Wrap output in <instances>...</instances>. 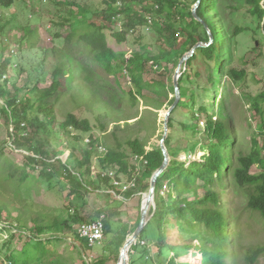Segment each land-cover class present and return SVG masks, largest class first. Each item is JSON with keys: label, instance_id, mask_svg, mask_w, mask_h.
Wrapping results in <instances>:
<instances>
[{"label": "rangeland", "instance_id": "obj_1", "mask_svg": "<svg viewBox=\"0 0 264 264\" xmlns=\"http://www.w3.org/2000/svg\"><path fill=\"white\" fill-rule=\"evenodd\" d=\"M107 1L109 0H14L9 8L0 6V67L3 64L2 75L6 76L4 82H0V91L3 90L10 99L17 94L16 103L20 105L26 104L27 99L34 102L37 99V91L51 85L55 70L63 69L66 77H59L60 94L53 110L54 121L44 137L47 140L46 146L49 153L59 154L57 160H61L62 164H66L72 172L83 176V180L91 184L92 191L85 194L83 202H80L83 203L80 214L84 223L95 219L103 212L104 221L108 224L103 240L91 247L75 236L80 224L73 225L69 232L67 230L38 232L39 227L44 228L54 222L70 220L73 214L70 202L76 200V196L70 197V184L65 177L54 176L45 179L39 175L42 167L40 162L27 163L29 153L12 146L10 139L12 127L0 116V149L4 153L0 162V264H118L124 244H121V239L124 234L126 239L131 236L135 227L139 195L122 198L126 191H121L123 187H128L135 175L133 174L130 179L125 175L117 177L115 174L116 180L122 184L119 187L113 185L119 196L112 195V192L104 193V185L100 184L99 187L97 175L102 178L103 173L116 171L100 169L97 159L103 156L104 151L99 150L100 148L106 150L111 146L112 139L109 134L117 127L119 129L116 135L122 144L128 138H138L147 143V151L159 147L164 135V119L171 104L166 100L161 106L151 107L139 101L135 106H131L127 96L117 90L114 78L101 68H93L91 73L83 66L73 65L78 50L75 48L72 50L74 55L72 51L69 54L66 47L71 44H66L64 38L70 32L78 9L86 10L89 19L100 22V14L106 9ZM177 1L190 5L192 10L203 4L202 8L208 13L207 16L211 17L213 14L207 3H202V0H198L196 4H193L192 0ZM223 9L226 16L223 23L226 28L228 26L231 30L234 26L247 28L229 42L232 53L230 66L246 69L247 76L238 85L230 83L226 77L221 79L218 77L216 87H212L213 84L210 86V94H207L202 102L209 106L210 114L214 112L229 121L234 132L236 131L239 139L244 142L245 148H249L250 139L253 137L264 148V130L259 128L261 121L264 120V105L262 115L250 108L252 98L264 92V49L262 56L259 54L261 50L252 52L255 43L258 40L263 41L264 31L262 27L257 29L256 23L248 13V6L243 5L241 0L228 1ZM152 19L153 22H160L163 17L154 16ZM206 24L205 22L210 36L208 44L216 42V32ZM105 33L110 48L124 53L125 58H129L133 52H144L146 56H153L161 46L153 24L139 27L129 33L122 44L116 43L109 31ZM57 35L60 37H56ZM222 47L220 45L219 49ZM224 55L225 52L221 51L222 61ZM211 67L214 65L211 64ZM183 70L184 67L180 69L179 77ZM196 70L201 72L200 86L205 87V64L199 58L192 63L191 72ZM175 72L176 70L170 75L171 84ZM159 73L150 70L144 75V79L147 82H154L161 78ZM119 82L123 88L130 87L126 77L120 78ZM170 98H173V95L170 94L168 100ZM0 99L2 100L3 96L0 95ZM160 100L164 101L154 98L152 102L158 104ZM29 113L36 115L35 112ZM68 113L74 114L79 120L89 121L90 132H63L60 124ZM39 118L41 120L44 116ZM172 118L173 127L167 132V136H170L171 150L178 153L174 161L184 163L185 167L189 162L200 161L205 154V150L202 149L206 143L204 117H199L201 123L198 124L195 134H190L182 128L183 124L193 123L188 108L176 109ZM91 138L96 142L91 150L92 166L89 174H84L86 167L79 169L78 162L85 154L89 143L86 141H90ZM123 149L128 152L126 146H123ZM227 154L224 157H227ZM262 156L263 167H254L253 173L264 171V149ZM57 160L51 161L56 167L59 165ZM11 164L21 168L27 166L25 170L30 175L24 185H17L16 180H7L8 166ZM138 169L142 175L144 169L139 167ZM168 183L172 185L171 181ZM148 192L149 189L142 194L141 205ZM218 192L222 199L223 211L228 216L229 254L224 264H245L244 254L248 248L264 247V221L257 213L247 209V198L243 190L226 185L218 189ZM174 193L177 196V193ZM167 194L165 192L160 197L156 195L150 205L147 223L143 229L145 232L140 238V243L129 248L127 264H167L169 261H173L174 264H195L196 260H201L200 250L184 252L181 249L187 244L195 246V242L190 243L191 239L179 231L177 222L169 216L164 225V242L169 248H174L169 251L161 250L159 254L155 233L157 220L152 219V216L156 208L155 200L159 202L162 198L168 204L171 202L170 199L169 201L166 199ZM150 210L153 212L149 213ZM53 236L58 240H55L53 246L51 244L45 246L48 250L42 257L35 244L46 242ZM133 246L136 247L132 248ZM254 264H264V255Z\"/></svg>", "mask_w": 264, "mask_h": 264}, {"label": "trees", "instance_id": "obj_2", "mask_svg": "<svg viewBox=\"0 0 264 264\" xmlns=\"http://www.w3.org/2000/svg\"><path fill=\"white\" fill-rule=\"evenodd\" d=\"M13 1L0 0V6L9 8ZM192 1L193 4H196L198 0ZM225 1L226 3L231 2V0H202V3L206 2L213 13L210 17L202 8L203 4L197 6L195 16L190 5L187 6L184 2L177 0H109L106 3V9L100 14V22L89 19L86 10L78 9L77 17L70 26V32L64 38L66 44H71L66 47L69 54L75 48L78 50L73 65L83 66L89 72L93 68H101L114 78L117 90L120 94L127 96L131 106H135L141 101L145 106L151 107L161 106L166 100L169 104H173L175 90L173 83L171 84L170 75L176 70L180 60L190 53L197 44H201L184 63L183 73L178 79L179 102L168 118L167 128L168 131L172 130V114L180 107L188 108L191 112L193 123L182 126L183 130L190 134L197 133L198 124L201 123L199 117L203 116L206 143L202 149L205 150V154L200 161L189 162L185 167L184 163L174 161L178 153L171 150L170 136L166 137L164 145L172 160L157 179L155 197L156 195L160 197L159 192L162 186L168 184L169 192L166 199L168 201L170 199L171 202L168 204L162 198L159 202L155 200L156 208L154 212L152 210L149 212H153L152 219L157 220L155 233L158 239H156V246L159 248V254L161 250L168 249L169 251L174 248H169L164 242V225L168 216L173 217L179 231L191 239L190 243L195 242V246L187 244L181 249L184 252L192 249L200 250L202 262L196 260L195 264H224L229 254L228 216L223 211L218 189L226 185H233L235 188L243 190L247 198V209L257 213L264 221V171L252 172L254 167H263V146L259 145L257 139L253 137L250 139L249 148H245L244 142L239 139L229 121L214 112L210 114L209 106L202 102L206 95L210 94V86L213 84L212 87H216L218 77L220 79L226 77L230 83L238 85L247 76L246 69H236L230 66L232 53L229 44L233 37L243 33L247 28L238 26H234L233 30L230 26L226 28L223 23V19L226 18L223 9L226 5ZM241 1L243 5L248 6V13L252 21L256 23L257 29L262 27L264 31V3L262 4L264 0ZM118 2L120 5H116ZM154 16L163 17L162 21L151 23L155 26V32L161 43L157 54L146 56L144 52H133L129 58H125L124 53L116 52L110 48L106 31L111 33V37L116 43L122 44L126 41L129 33L139 27L149 25L147 24L148 18ZM205 22L216 32V42L208 44L210 36ZM212 25L214 26L212 27ZM229 31L231 32L227 36ZM56 37L59 38L60 35ZM256 43L252 52L261 50L259 54L262 56L264 37L263 41L258 40ZM220 45L223 46L222 49H219ZM221 51L225 52L223 61L220 58ZM72 55H74L73 51ZM197 58L205 64V87L200 86L199 83L202 78L201 72L198 70L191 72L192 63ZM211 64L214 65L213 68ZM150 70L160 72L161 78L154 82H147L144 75ZM3 71L2 64L0 73ZM61 76L66 77V74L62 68H57L53 74L51 85L37 91L36 101L27 99L26 104L16 103L17 94L13 99H10L7 98L3 90L0 91L5 102V106L0 108V116L7 125L12 127L10 131L12 145L15 149L25 150L29 153L27 163L40 162L42 165L40 176L45 179L54 176L65 177L70 184V197L76 196V200L70 202L73 208L70 220L54 222L44 228L39 227L38 232L40 233L45 230L56 232L67 230L69 232L73 225L78 226L84 223L80 214L83 203L80 204V202H83L85 194L92 191L91 184L84 181L83 176L76 175L66 164H62L61 160H57L59 154L57 152L49 153L46 146L47 140L44 137L48 134L54 121L53 110L60 94L59 77ZM122 77L127 78L130 87H122L119 82ZM170 94L173 95V98L168 100ZM154 98L164 101L160 100L158 104H154L152 102ZM263 105L264 92L255 95L250 102V108L260 115L263 114ZM29 112H35L36 115L33 116ZM40 116H44V118L40 120ZM60 128L67 133L70 131L88 133L91 130L89 121L79 120L72 113L65 116ZM259 128L264 130V120L261 121ZM118 129V127L115 128L109 134L112 139L111 146L105 150L103 156L98 157L97 162L101 170H114L117 177L125 175L131 179L136 168L132 159L134 157L142 158V162L137 165L144 169L142 175L136 176L134 186L122 196V198L125 196L130 198L139 195L138 216L131 232L133 233L140 221L141 196L149 189L150 179L162 165L164 157L159 147L147 151V143L138 138H128L122 144L116 135ZM95 143L94 138H91L82 160L78 162L79 169L86 167L84 174H89L91 171L93 159L91 150L95 147ZM123 146H126L128 152L124 151ZM193 147H191L192 150ZM226 153H228L227 157H224ZM3 157V150L0 149V162ZM52 160H57L58 167L51 162ZM8 167L7 180H16L17 185H24L30 175L25 170L27 166L21 168L11 164ZM97 177L99 187L100 184L104 185V193L118 194L108 177L101 178L100 175ZM170 181L172 185H169ZM174 192L177 193V196L174 195ZM99 215H104V213ZM107 226L108 224L104 223L105 231ZM144 232L145 230L139 239L143 237ZM75 236L79 239L78 235ZM55 240L58 238L53 236L46 242L36 243L35 247L38 253L42 257L45 256L46 250H48L45 246L47 244L53 246ZM121 240V244H123L126 240L125 234ZM263 255L264 247H250L244 254V263L254 264ZM167 264H174V262L169 261Z\"/></svg>", "mask_w": 264, "mask_h": 264}, {"label": "water", "instance_id": "obj_3", "mask_svg": "<svg viewBox=\"0 0 264 264\" xmlns=\"http://www.w3.org/2000/svg\"><path fill=\"white\" fill-rule=\"evenodd\" d=\"M193 14L195 15V8H193ZM196 16V15H195ZM197 18V17H195ZM201 46V44H197L189 54H187L186 56H184L179 64L178 67L176 68V72L173 78V86H174V90H175V100L173 102V104L171 105V108L169 109V111L167 112L165 119H164V135L160 141L159 144V148L162 151L163 154V163L162 165L159 167V169H157L154 174L152 175L151 179H150V184H149V194L147 196L146 199V203L144 205V198L142 199V205H141V209H140V221H139V225L137 227V229L131 234V236H129L124 244L123 247L121 249L120 252V256H119V261L121 259V257L123 256L124 252L126 250H129V248L136 243V241L138 240V238L140 237L146 223H147V210L150 208V205L154 202V197H155V189H156V182L158 177L166 170V168L168 167V164L170 162V157L168 155V152L165 148L164 142L165 139L167 137V132H168V128H167V122H168V118L171 114V112L173 111V109L177 106L178 102H179V98H180V94H179V90H178V79H179V71L181 69V66L184 62H186L188 60V58L191 56V54L195 51L196 48H199ZM119 263V262H118ZM122 264H127V262H123Z\"/></svg>", "mask_w": 264, "mask_h": 264}, {"label": "built area", "instance_id": "obj_4", "mask_svg": "<svg viewBox=\"0 0 264 264\" xmlns=\"http://www.w3.org/2000/svg\"><path fill=\"white\" fill-rule=\"evenodd\" d=\"M116 5H120V2H118ZM152 19L148 18V23L151 24ZM5 79V76L0 75V82H2ZM0 106H4L3 101L0 99ZM86 142H89L87 140ZM99 151H104V149L100 148ZM105 152V151H104ZM133 161L135 164H140L142 162V158L134 157ZM145 164V162H143ZM139 174V169H135V175L137 176ZM103 177H108L112 184L114 186H121V182L116 180L115 175L113 172H105L103 173ZM128 187H123L121 191H126L129 188H132L134 186V180L130 181V183L127 185ZM165 192H168V186L167 184H164L162 186V189L160 190L159 194L164 195ZM104 220L105 216L100 215L95 220L89 221L87 223H83L78 227V235L80 238L84 239L89 246H93L95 243L103 240L104 235ZM144 243V242H143ZM142 243V244H143Z\"/></svg>", "mask_w": 264, "mask_h": 264}, {"label": "clouds", "instance_id": "obj_5", "mask_svg": "<svg viewBox=\"0 0 264 264\" xmlns=\"http://www.w3.org/2000/svg\"><path fill=\"white\" fill-rule=\"evenodd\" d=\"M150 18H151V17H150ZM151 19H152V18H151ZM152 22H153V19H152L151 23H152ZM147 24H149V23H147ZM146 26H150V24H149V25H146ZM0 75H1V76H4V75H2V73H0ZM5 77H6V76H5ZM2 82H4V80H3ZM2 101H3V104H4V106H5V102H4L3 99H2ZM1 107H3V106H0V108H1ZM87 143H88V142H87ZM12 146H13V145H12ZM13 147H14V146H13ZM104 151H105V150H104ZM104 153H105V152H104ZM132 161H133V159H132ZM63 164H64V163H63ZM133 164L135 165V162H134V161H133ZM137 165H138V164H136V168H138ZM68 168H69V167H68ZM136 168H135V169H136ZM115 174H116V172L114 173V175H115ZM139 174H140V172H139ZM139 174H138V175H139ZM134 175H135V170H134ZM138 175H137V176H138ZM135 178H136V175H135ZM135 178L132 179V180H134V183H135ZM132 180H131V181H132ZM167 186H168V184H167ZM161 189H162V188H161ZM126 192H127V190H126ZM168 192H169V186H168ZM168 192H167V193H168ZM112 194H114V193H112ZM159 196H160V194H159ZM154 198H155V197H154ZM99 216H100V215H99ZM104 216H105V215H104ZM97 217H98V216H97ZM97 217H96V218H97ZM96 218H95V219H96ZM95 219H93V220H95ZM93 220H91V221H93ZM88 222H89V221H88ZM85 223H87V222H85ZM104 223H105V221H104ZM82 224H83V223H82ZM79 226H80V225H79ZM104 231H105V228H104ZM76 234L78 235V228H77V232H76ZM78 237H79V235H78ZM79 239L83 240V241L87 244V242H86L84 239H82V238H80V237H79ZM101 241H102V240H101ZM99 242H100V241H99ZM99 242H97V243H99ZM139 243H140V239L138 238V241H136L135 244H139ZM95 244H96V243H95ZM95 244H94V245H95ZM135 244H134V245H135ZM87 245H88V244H87ZM144 245H145V242H144ZM88 246H89V245H88ZM90 247H91V246H90Z\"/></svg>", "mask_w": 264, "mask_h": 264}, {"label": "bare ground", "instance_id": "obj_6", "mask_svg": "<svg viewBox=\"0 0 264 264\" xmlns=\"http://www.w3.org/2000/svg\"><path fill=\"white\" fill-rule=\"evenodd\" d=\"M149 192L146 194L145 198H144V205L146 203V199H147V196H148ZM149 209L147 210V213H148ZM129 250H126L123 254V256L121 257L120 261L118 264H122L123 262H128V252Z\"/></svg>", "mask_w": 264, "mask_h": 264}]
</instances>
